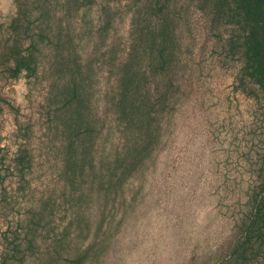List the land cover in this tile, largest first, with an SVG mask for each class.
Instances as JSON below:
<instances>
[{"label":"rangeland","instance_id":"374dc122","mask_svg":"<svg viewBox=\"0 0 264 264\" xmlns=\"http://www.w3.org/2000/svg\"><path fill=\"white\" fill-rule=\"evenodd\" d=\"M247 30L238 0H0V264H264Z\"/></svg>","mask_w":264,"mask_h":264},{"label":"trees","instance_id":"16d2710c","mask_svg":"<svg viewBox=\"0 0 264 264\" xmlns=\"http://www.w3.org/2000/svg\"><path fill=\"white\" fill-rule=\"evenodd\" d=\"M238 2L249 30H247L249 58L255 60V72L251 76L264 89V0H238ZM81 111L82 105H76L73 111L76 121L81 118ZM56 253L57 248L54 250L55 255ZM84 259L85 256H81L70 264H81Z\"/></svg>","mask_w":264,"mask_h":264}]
</instances>
